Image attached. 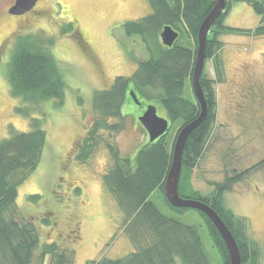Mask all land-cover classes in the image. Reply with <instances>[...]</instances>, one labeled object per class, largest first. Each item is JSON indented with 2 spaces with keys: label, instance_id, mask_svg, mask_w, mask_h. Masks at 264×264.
Wrapping results in <instances>:
<instances>
[{
  "label": "rangeland",
  "instance_id": "rangeland-1",
  "mask_svg": "<svg viewBox=\"0 0 264 264\" xmlns=\"http://www.w3.org/2000/svg\"><path fill=\"white\" fill-rule=\"evenodd\" d=\"M14 1L0 0V139L7 137L10 130L26 131L30 126V118L16 112V107L22 103L11 95L5 75L16 35L52 36L55 39L52 54L66 81L61 106L45 101L40 107H33L32 115L43 118L47 140L37 168L18 187L17 206L24 216H36L41 212L51 219L54 224L50 226L37 225L41 243L55 239L61 249L70 253L73 264H87L103 257H124L134 247L123 232L121 209L102 179L112 163V154L104 142L115 145L121 157H133L148 141L138 118L149 103L140 97H137L139 104L134 103L128 92L129 99L121 109L124 119L111 120V123H121L122 129L116 133L100 130L103 142L95 147L86 161L78 160L77 144L86 138L96 117L94 92L109 88L116 76H129L136 69L137 61L147 58L148 53L140 39L127 37L121 25L149 14V2L39 0L32 11L13 16L8 10ZM68 22L71 30L63 33ZM257 22L258 16L252 9L238 2L228 12L224 23L231 27L252 28ZM219 39L222 42L220 56L224 82L215 85L216 122L204 156L191 172L183 171L182 192L186 195L195 190L207 196L218 186L226 184L224 203L244 219L249 239L261 250L259 264H264V163L236 181H227L234 175L233 170L239 172L264 158V119L255 115L256 110H253L259 101L258 109L264 110V37L226 33ZM178 41L193 47L192 40L184 32ZM202 72L213 77L210 61L204 62ZM252 82L258 86L255 94L262 91L260 96L263 99L254 95V90H251V99L242 97ZM157 92L149 90L148 94L153 97ZM192 93V86L187 82L184 97L194 100ZM252 99L253 103L250 102ZM240 101H247L248 109L239 108ZM239 109L245 112L238 114ZM156 112L165 117L162 108L156 106ZM229 114L231 116H227ZM179 129V122L168 123L166 142L169 145L175 141ZM75 188H79L78 192ZM33 194L39 195L36 201L28 199ZM149 200L165 216L196 227L211 264H221L197 211L188 209L179 213L170 209L158 190ZM48 261L46 258L44 264Z\"/></svg>",
  "mask_w": 264,
  "mask_h": 264
},
{
  "label": "trees",
  "instance_id": "trees-1",
  "mask_svg": "<svg viewBox=\"0 0 264 264\" xmlns=\"http://www.w3.org/2000/svg\"><path fill=\"white\" fill-rule=\"evenodd\" d=\"M214 1L148 0L151 7L149 14L125 21L121 25L127 37L136 36L140 39L148 56L137 61V67L132 74L116 76L109 88L94 92L93 110L96 117L89 126L86 138L77 144L78 160L86 161L95 147L103 142L100 130L116 133L122 129L121 123H111V120L124 119L121 109L129 99L128 92L131 90L138 98L146 100L148 105L162 108L168 122H179L180 128L198 117L199 104L194 96V100L185 98L184 90L187 82L191 87L199 27L211 11ZM225 2L223 12L213 22L207 34L204 62H211L213 77L210 78L204 72L200 77L207 115L189 133L185 141L178 193L182 198L205 203L215 211L237 244L241 264H259L261 250L258 244L249 239L244 219L234 214L224 203L226 184L218 186L207 196H202L195 190L186 195L182 192L183 171L191 172L204 156L216 122L215 85L224 82L220 35L233 33L264 37V0ZM238 2L247 4L258 16L254 27L238 28L225 25L228 12ZM167 26L178 32L177 40L170 47L163 45L159 37L162 29ZM70 30L71 25L68 22L62 32ZM182 32L192 40L193 47L179 43ZM54 43L52 36L19 33L13 39L6 62L5 75L11 95L22 103V106L16 107V112L30 118V126L26 131L10 130L7 137L0 139V264H44L46 258H49L48 264H73L70 253L61 249L55 239L41 243L37 225L50 226L51 223L54 224L51 219L41 212H38L37 217L24 216L16 203L18 187L37 168L47 140L46 131L42 126L43 118L32 115L33 107H40L45 101H52L54 105L61 106L64 101L66 81L52 54ZM262 63L264 67V57ZM251 84L246 87L250 91L246 89L242 94L244 99H251V90H254L253 93L257 97L263 95L262 91L255 94L258 86L255 82ZM258 84L260 85V82ZM149 90H157V95L150 97ZM246 103L247 101H240L238 107L248 109L249 105ZM260 103L261 101L257 102L253 110H256L255 115L264 119V110L262 112V109H258ZM241 111L239 109L237 113ZM227 112L230 113L229 110ZM143 130L146 132L144 128ZM167 130L153 142L148 139L133 157H121L115 145L109 141L104 142L112 154V163L102 179L121 209L123 232L127 234L134 250L121 258L103 257L87 264H211L197 228L165 216L149 200L151 194L158 190L170 209L179 213L191 209L174 207L165 197L164 183L170 168L174 144L172 142L169 145L166 142ZM263 163L264 158L239 172L233 170L234 175L227 181H236ZM76 189L78 192L79 188ZM38 198V194L28 197L31 201ZM197 212L206 225L221 264H229L228 252L220 233L202 212ZM74 236L76 237L75 233Z\"/></svg>",
  "mask_w": 264,
  "mask_h": 264
},
{
  "label": "water",
  "instance_id": "water-1",
  "mask_svg": "<svg viewBox=\"0 0 264 264\" xmlns=\"http://www.w3.org/2000/svg\"><path fill=\"white\" fill-rule=\"evenodd\" d=\"M39 0H15L14 4L9 8L8 13L13 16H23L33 10ZM225 0H215L214 5L208 15L201 23L197 37V47L195 54L194 67L191 75V86L194 97L200 106V113L198 117L192 122L184 125L178 130L173 147L172 158L169 171L166 175L164 183V193L167 201L174 207L191 208L202 212L214 225L220 233L229 256V264H241L240 254L237 244L231 235L228 228L215 213V211L205 203L198 200L182 198L178 193V183L181 171V159L185 141L189 133L197 127L207 115V104L204 93L200 84V77L203 70L205 60V47L207 34L213 22L223 12L225 8ZM161 43L170 47L178 38V32L171 27H164L159 35ZM129 95L134 103L139 104L138 98L131 90ZM139 123L146 130L150 142L158 139L168 129V120L165 117L157 115L156 107L148 105L145 111L138 118Z\"/></svg>",
  "mask_w": 264,
  "mask_h": 264
},
{
  "label": "flooded vegetation",
  "instance_id": "flooded-vegetation-1",
  "mask_svg": "<svg viewBox=\"0 0 264 264\" xmlns=\"http://www.w3.org/2000/svg\"><path fill=\"white\" fill-rule=\"evenodd\" d=\"M77 35H78V36H79V38H81V40H82V37H81V35H80L79 33H78ZM82 42H83V40H82ZM84 43H85V42H84Z\"/></svg>",
  "mask_w": 264,
  "mask_h": 264
},
{
  "label": "crops",
  "instance_id": "crops-1",
  "mask_svg": "<svg viewBox=\"0 0 264 264\" xmlns=\"http://www.w3.org/2000/svg\"><path fill=\"white\" fill-rule=\"evenodd\" d=\"M253 23H255V21H253ZM264 68V67H263ZM216 96H217V94H216Z\"/></svg>",
  "mask_w": 264,
  "mask_h": 264
}]
</instances>
